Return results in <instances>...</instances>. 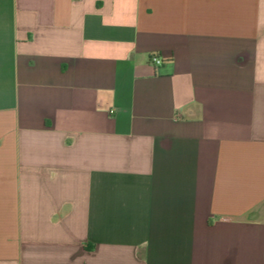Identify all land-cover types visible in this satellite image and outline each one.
Listing matches in <instances>:
<instances>
[{"label": "crops", "instance_id": "crops-1", "mask_svg": "<svg viewBox=\"0 0 264 264\" xmlns=\"http://www.w3.org/2000/svg\"><path fill=\"white\" fill-rule=\"evenodd\" d=\"M0 264H264V0H0Z\"/></svg>", "mask_w": 264, "mask_h": 264}, {"label": "built area", "instance_id": "built-area-1", "mask_svg": "<svg viewBox=\"0 0 264 264\" xmlns=\"http://www.w3.org/2000/svg\"><path fill=\"white\" fill-rule=\"evenodd\" d=\"M152 63L155 64L156 66H161L162 65V60L158 57H153Z\"/></svg>", "mask_w": 264, "mask_h": 264}]
</instances>
